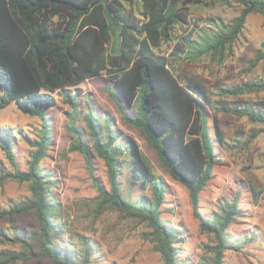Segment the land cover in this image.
Returning <instances> with one entry per match:
<instances>
[{
	"label": "trees",
	"instance_id": "obj_1",
	"mask_svg": "<svg viewBox=\"0 0 264 264\" xmlns=\"http://www.w3.org/2000/svg\"><path fill=\"white\" fill-rule=\"evenodd\" d=\"M136 0H0V109L16 102L25 112L40 119V134L34 141L28 166L20 169L14 152V135L10 128L0 129V147L13 164V170L0 165V185L13 179L26 183L30 194L0 205V220L15 215L33 214L36 229L14 225L0 228V264H28L47 258L53 264H89L98 247L82 237L83 248L62 239L64 227L56 216L52 173L42 166L51 143L52 125L48 109L60 92L74 110L76 97L70 88L106 71L115 76L117 87L129 103L138 100L135 114L127 111L113 87L109 92L123 119L138 127L155 148L170 172L188 189L192 212L202 231L212 235L207 249L211 264H224L226 251L236 247L229 227L244 214L240 206L241 191L232 199L221 200L218 209L206 217L200 209L202 191L214 177L215 166L222 163L211 134V110L215 108L207 88L197 79L184 80L170 69L167 58L156 51L173 37L177 24L187 22L180 6L209 0H137L143 18L126 6ZM238 16L221 27L216 37L207 41L199 53L217 51L232 44L246 24L249 14L264 15V0H239ZM182 8V7H181ZM195 43L194 40H188ZM183 52L181 44L176 45ZM264 58V50L254 60ZM264 90V79L225 87L224 93L238 95ZM220 108L248 116L264 123V108L253 103L242 106L226 102ZM92 145L84 131L74 127L73 148L83 153L89 176L97 189L93 200L98 215L109 209L121 217L142 225L143 237L160 253L163 264H179L177 246L180 229L164 217L167 183L156 174L139 142L114 129L112 118H101L92 108L85 114ZM218 139L224 138L213 117ZM259 133L254 132L252 141ZM123 137V138H122ZM93 148L107 166L110 187L95 173ZM129 158L133 178L143 189H151L153 202H135L123 196L120 174ZM254 190V188H253ZM255 192V191H254Z\"/></svg>",
	"mask_w": 264,
	"mask_h": 264
},
{
	"label": "rangeland",
	"instance_id": "obj_2",
	"mask_svg": "<svg viewBox=\"0 0 264 264\" xmlns=\"http://www.w3.org/2000/svg\"><path fill=\"white\" fill-rule=\"evenodd\" d=\"M126 6L143 18L139 1ZM241 8L239 0L185 3L180 9L186 13L187 22L177 24L173 37L163 42L156 51L167 58L170 69L179 78L184 80V76H191L201 82L215 106L211 110L210 129L222 163L215 166L214 177L201 193L200 209L206 217H210L221 200L232 199L240 190V206L244 212L229 227L236 247L226 251L224 264H264V123L220 108L224 102L239 106L253 103L264 108V90L238 95L223 91L225 87L264 79V58L254 63L257 55L264 50V15L259 12L249 14L232 44H226L217 51L198 52L207 41L219 34L223 25L238 16ZM188 40L195 43L191 44ZM179 44L184 47L183 52L175 49ZM116 85L115 76L104 71L70 88L71 93H78L75 117L72 115L73 107L60 92L53 94L55 101L47 111L52 132L42 166L52 173L51 193L57 204V220L64 227L62 239L81 249L82 237L89 238L99 249L89 264H163L160 253L142 235L144 225L132 218L121 217L116 210L109 209L100 215L96 212L97 203L93 198L97 189L89 176L83 153L73 148L77 135L74 127L83 130L84 138L92 145L84 117L92 108L101 118L111 117L114 129L124 136L136 138L155 173L165 179L167 193L163 217L180 229L177 243L179 264H211L212 252L207 246L213 241L212 235L202 231L194 217L187 187L166 169L146 135L123 119L109 92L110 88L115 89L131 114L136 113L138 100L129 103ZM213 117L218 119L223 143L218 139ZM40 127V119L25 112L16 102L0 109V129L10 128L15 136L14 152L20 169L28 166L34 149L29 141L39 137ZM254 132L259 134L250 141L249 137ZM93 154L96 176L110 187L104 159L94 148ZM125 159L120 174L123 196L135 202H153L151 189L141 188L133 178L129 158ZM0 165L13 170V164L1 147ZM29 194L26 183L10 179L0 185V205L7 207ZM14 225L34 230L36 220L31 213L0 220V228L9 230ZM8 246L0 243V249ZM28 264L53 263L47 258H36Z\"/></svg>",
	"mask_w": 264,
	"mask_h": 264
}]
</instances>
